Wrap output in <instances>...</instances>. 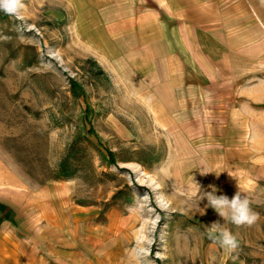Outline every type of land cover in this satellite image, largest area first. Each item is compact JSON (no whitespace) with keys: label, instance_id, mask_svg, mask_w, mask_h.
Wrapping results in <instances>:
<instances>
[{"label":"rangeland","instance_id":"374dc122","mask_svg":"<svg viewBox=\"0 0 264 264\" xmlns=\"http://www.w3.org/2000/svg\"><path fill=\"white\" fill-rule=\"evenodd\" d=\"M24 3L19 18L0 11V183L58 193L55 225L97 264H264V164L233 177L157 130L128 78L85 42L81 0ZM210 185L230 199L240 188L260 216L228 220L231 253L208 236L226 223L207 207Z\"/></svg>","mask_w":264,"mask_h":264},{"label":"crops","instance_id":"0c3cea01","mask_svg":"<svg viewBox=\"0 0 264 264\" xmlns=\"http://www.w3.org/2000/svg\"><path fill=\"white\" fill-rule=\"evenodd\" d=\"M81 3L85 42L114 76L128 78L157 130L189 140L212 170L258 171L264 0ZM57 196L0 183V264H97L76 252L66 225H55Z\"/></svg>","mask_w":264,"mask_h":264},{"label":"clouds","instance_id":"9594fccd","mask_svg":"<svg viewBox=\"0 0 264 264\" xmlns=\"http://www.w3.org/2000/svg\"><path fill=\"white\" fill-rule=\"evenodd\" d=\"M25 7L24 0H0V11H3L9 16L19 18ZM209 187L212 190L206 192L207 207L215 209L226 223L221 224L219 221L212 223L208 227V236L210 239L218 242L225 252L231 253L239 247V242L227 226L228 220L230 219L231 223L237 226L247 225L251 227L257 223L260 216L259 213L252 209L251 201L247 193L243 192L240 188L230 199L224 194L217 195L218 189L215 186L210 185Z\"/></svg>","mask_w":264,"mask_h":264},{"label":"trees","instance_id":"16d2710c","mask_svg":"<svg viewBox=\"0 0 264 264\" xmlns=\"http://www.w3.org/2000/svg\"><path fill=\"white\" fill-rule=\"evenodd\" d=\"M1 12L3 13V16H2V18H7V17H8V15H7V14H5L3 11H1ZM110 155H111V156H113L111 152H110Z\"/></svg>","mask_w":264,"mask_h":264}]
</instances>
